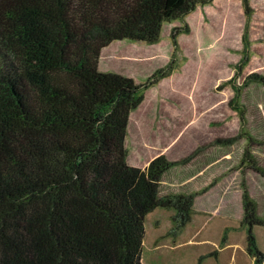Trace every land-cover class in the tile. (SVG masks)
Here are the masks:
<instances>
[{
	"label": "trees",
	"instance_id": "1",
	"mask_svg": "<svg viewBox=\"0 0 264 264\" xmlns=\"http://www.w3.org/2000/svg\"><path fill=\"white\" fill-rule=\"evenodd\" d=\"M213 1L183 0L167 15L169 0H0V264H142L147 215L171 211L174 236L190 222L198 194L158 199L162 175L243 134L179 160L162 154L144 169L130 166V115L167 74L138 84L97 68L111 43L155 44L163 23ZM236 77L225 83L234 91L228 106L244 125ZM247 83L264 87V77ZM250 146L251 138L241 165L264 176ZM241 190L247 253L264 264L253 234L264 221L243 183Z\"/></svg>",
	"mask_w": 264,
	"mask_h": 264
},
{
	"label": "rangeland",
	"instance_id": "2",
	"mask_svg": "<svg viewBox=\"0 0 264 264\" xmlns=\"http://www.w3.org/2000/svg\"><path fill=\"white\" fill-rule=\"evenodd\" d=\"M182 1L169 0L167 15ZM97 70L132 78L138 84L146 83L157 71L167 74L146 91L143 103L131 114L125 139L130 166L141 168L157 154L166 153L170 159L178 160L216 138L243 134L233 143L209 146L215 148L210 155L224 150L230 153L226 170H237L238 190L243 183L247 189L251 185L253 196L261 194L264 176L241 165V161L251 138L252 158L256 167L264 170V87L258 83L243 85L251 74L264 77V0H247V10L242 0H214L211 5L199 6L182 21L163 23L160 38L152 45L115 41L101 53ZM235 75L236 87L241 89L238 104L244 107V125L239 111L228 106L234 91L225 83ZM180 170L174 174L180 176L181 172H187L184 168ZM206 176L192 186L170 191L176 195H187L183 191L193 193L191 190ZM230 189L227 194H232ZM229 210L231 217L211 219L202 232L216 230L218 243L227 238L233 241L238 253L234 257L233 250H229L217 260L205 259L204 264H254L247 253V229L237 222L242 202ZM259 212L264 221V206H259ZM171 216V211L161 208L146 216L141 253L144 264L197 263L186 247L155 248V242H168L169 237H176L170 232ZM253 234L258 249L264 254V226L254 227ZM201 251L213 249L204 246Z\"/></svg>",
	"mask_w": 264,
	"mask_h": 264
},
{
	"label": "crops",
	"instance_id": "3",
	"mask_svg": "<svg viewBox=\"0 0 264 264\" xmlns=\"http://www.w3.org/2000/svg\"><path fill=\"white\" fill-rule=\"evenodd\" d=\"M213 149L215 148L211 147L203 150L196 159L187 163L185 167H173L162 175L157 192L158 199L168 195H176L174 191H170V189H184L186 187L192 186L193 183H196L199 179L203 178V176H208H206V178H204V180L197 185L196 189L192 187V189H194L191 190L193 193L183 191L185 194L190 195L198 194V191L202 190L201 195H196L194 199V204L192 207L193 215L190 222L176 237H169L168 242H155L154 246L156 249L160 246H165L169 249L186 247L190 250V256L192 257V260H199V258L202 256H207L206 260L210 258L217 260L221 254H224L229 250H233L232 253L234 254V257H236L238 249L233 248L235 246L233 241L226 238L224 241H221V243L220 241L218 243V239L215 237L217 234L216 230L202 232L205 230V226H207L211 219H228L229 216L231 217L232 215L229 214V212H231L229 207L231 210H233L236 203L239 206L240 201L242 202L241 189L238 190L237 188V170H226V166L230 160L229 158L231 157L230 153L224 150V152H220L212 156L210 155V152L213 151ZM157 155L152 157L145 165L141 167V169L146 168L149 162L157 157ZM164 155H166V153ZM199 158L201 159L200 164L192 169V167H194L193 165L197 163ZM180 167L184 168V171L187 170V172H181V175L178 176L177 174H174V172L181 171ZM214 168H216V170H213ZM212 170L213 172H211ZM229 187L231 188L229 191H231L232 194L229 192L228 194L226 193ZM251 190L252 188L250 185L248 186V191L257 205V217L260 219L259 206H264V188L261 187V194H258L257 196H253ZM199 197L200 201L198 202L197 199ZM241 211V216H237V222L240 224L243 216V208ZM191 224H194V226L191 227ZM204 246H210L213 251H205L203 253L201 249ZM204 260L202 264H204ZM141 263L144 264L142 260Z\"/></svg>",
	"mask_w": 264,
	"mask_h": 264
}]
</instances>
